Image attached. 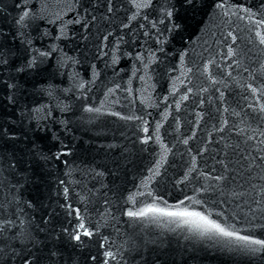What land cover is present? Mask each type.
I'll return each mask as SVG.
<instances>
[{
	"label": "water",
	"instance_id": "1",
	"mask_svg": "<svg viewBox=\"0 0 264 264\" xmlns=\"http://www.w3.org/2000/svg\"><path fill=\"white\" fill-rule=\"evenodd\" d=\"M259 241L264 0H0V264H264Z\"/></svg>",
	"mask_w": 264,
	"mask_h": 264
},
{
	"label": "snow or ice",
	"instance_id": "2",
	"mask_svg": "<svg viewBox=\"0 0 264 264\" xmlns=\"http://www.w3.org/2000/svg\"><path fill=\"white\" fill-rule=\"evenodd\" d=\"M129 215H133L132 213H129ZM223 231V229H221ZM90 235V233H89ZM229 235H232V233H229ZM76 239H79V236L76 237ZM245 239H248V237H245ZM259 243H264V241H259Z\"/></svg>",
	"mask_w": 264,
	"mask_h": 264
}]
</instances>
